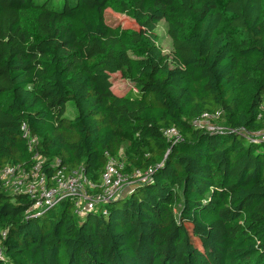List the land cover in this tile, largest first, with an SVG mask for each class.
Instances as JSON below:
<instances>
[{"label": "trees", "instance_id": "obj_1", "mask_svg": "<svg viewBox=\"0 0 264 264\" xmlns=\"http://www.w3.org/2000/svg\"><path fill=\"white\" fill-rule=\"evenodd\" d=\"M215 110L219 130L193 125ZM22 124L48 172L98 180L124 148V172H153L106 215L0 191V264H264V142L246 138L264 132V0H0V170L30 165Z\"/></svg>", "mask_w": 264, "mask_h": 264}, {"label": "built area", "instance_id": "obj_2", "mask_svg": "<svg viewBox=\"0 0 264 264\" xmlns=\"http://www.w3.org/2000/svg\"><path fill=\"white\" fill-rule=\"evenodd\" d=\"M221 116V110L206 111L193 119L192 123L196 128L216 131L220 128L213 123ZM21 130L27 142V149L32 152L30 165L28 168L20 165L3 167L0 170V191L27 194L33 200L28 212L40 214L43 209L53 208L62 201L69 200L78 216L85 211H100L102 215H106L105 209L100 210L101 205L127 193L134 184L145 182L153 172L152 167L124 172L125 163L109 156L107 152V162L98 180L89 179L83 167H61L48 172L50 166L44 170L45 160L35 152L37 138L29 133L25 124H22ZM163 135L168 139L179 138L177 130L173 127L164 129ZM246 138L250 143L260 144L264 142V132L246 133ZM51 167L54 168L55 164ZM89 190L96 194H87Z\"/></svg>", "mask_w": 264, "mask_h": 264}, {"label": "rangeland", "instance_id": "obj_3", "mask_svg": "<svg viewBox=\"0 0 264 264\" xmlns=\"http://www.w3.org/2000/svg\"><path fill=\"white\" fill-rule=\"evenodd\" d=\"M105 19L106 22L112 26L120 25L121 27L124 28H136V25L134 21L127 15L126 13L119 12L117 10H113L111 8H108L105 12ZM25 21L29 28L31 29V32L35 34V28H34V21H33V16L32 15H25ZM156 34L158 35L159 38V45L163 51V53H169L172 49L171 47V39L167 35L166 32V25L163 21L159 22L157 27H156ZM112 90L118 94H123L129 90H131V84L123 79L120 75V73H116L112 75ZM72 111L71 105H68V114L67 116L70 115V112ZM214 126L216 127H221V122L216 121L213 123ZM126 147V146H125ZM128 156L126 155L125 148L120 151V157L123 158L121 161L125 159V157ZM124 162V161H123ZM129 191V189H128ZM127 191V192H128ZM89 195H95L96 192L88 191Z\"/></svg>", "mask_w": 264, "mask_h": 264}]
</instances>
